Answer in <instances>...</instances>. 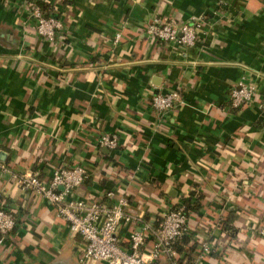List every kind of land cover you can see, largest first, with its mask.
<instances>
[{"label":"crops","instance_id":"crops-1","mask_svg":"<svg viewBox=\"0 0 264 264\" xmlns=\"http://www.w3.org/2000/svg\"><path fill=\"white\" fill-rule=\"evenodd\" d=\"M37 1L62 24L55 42L35 35ZM196 17L191 47L143 32L156 18ZM241 79L254 97L233 109L228 92ZM174 90L158 116L151 97ZM101 134L118 147L98 148ZM75 165L88 175L76 198L124 197L150 223L198 196L187 227L189 244H209L200 264H264V0H0V204L15 218L0 264H101L83 258L52 205L11 179Z\"/></svg>","mask_w":264,"mask_h":264},{"label":"built area","instance_id":"built-area-1","mask_svg":"<svg viewBox=\"0 0 264 264\" xmlns=\"http://www.w3.org/2000/svg\"><path fill=\"white\" fill-rule=\"evenodd\" d=\"M30 18L37 38L46 42H55L62 29L59 19L46 17L38 6H30ZM204 24V18H191L189 21L176 24L165 22L160 18L146 24L143 32L146 36L161 44H175L191 47L197 41V30ZM121 38L120 32L114 34L112 46ZM254 89L244 79L238 81L228 92V103L231 108L239 109L252 102ZM177 91L157 92L151 97V106L158 116L165 115L177 102ZM98 148L115 150L118 138L114 134H101L96 139ZM0 171L7 170L0 166ZM88 175L83 166L58 167L45 180L35 174H12L11 179L17 187L52 205L57 217L67 223L72 236L79 237L84 243L83 258L101 264H154L167 260L175 261L172 243L188 232L187 217L184 207L176 203L166 208L160 221L150 223L144 220L143 211L132 213L128 201L119 197L111 202H87L76 198L75 191L84 185ZM105 196L111 199L112 193ZM15 227V218L0 204V242ZM127 229L122 242L119 234ZM264 238V229L258 230ZM210 251L209 244L203 243L191 264H200L204 255Z\"/></svg>","mask_w":264,"mask_h":264},{"label":"trees","instance_id":"trees-1","mask_svg":"<svg viewBox=\"0 0 264 264\" xmlns=\"http://www.w3.org/2000/svg\"><path fill=\"white\" fill-rule=\"evenodd\" d=\"M34 4L40 8V10L44 13L46 17L55 18V15L52 13L48 4L42 1H37ZM190 196L193 197H190L189 199L181 198L178 202L179 205H182L184 207L187 219H189L190 213H192L193 210H196L199 204L198 196H194L193 194H190ZM191 199H194L195 204L194 202L193 204L190 203ZM156 225L157 224H155V226ZM226 230H228V228H226ZM190 238L191 235L189 233H185L181 236V238L173 241L171 245L175 252V261L178 264H191L194 260L195 255L201 250V245L196 240H193V242L189 244V242L191 241Z\"/></svg>","mask_w":264,"mask_h":264},{"label":"water","instance_id":"water-1","mask_svg":"<svg viewBox=\"0 0 264 264\" xmlns=\"http://www.w3.org/2000/svg\"><path fill=\"white\" fill-rule=\"evenodd\" d=\"M102 150H103L104 152H107V151H108L106 148H102Z\"/></svg>","mask_w":264,"mask_h":264}]
</instances>
